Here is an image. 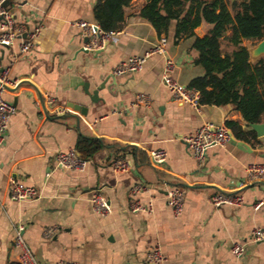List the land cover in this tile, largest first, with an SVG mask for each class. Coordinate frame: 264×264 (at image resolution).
<instances>
[{
  "label": "crops",
  "instance_id": "1",
  "mask_svg": "<svg viewBox=\"0 0 264 264\" xmlns=\"http://www.w3.org/2000/svg\"><path fill=\"white\" fill-rule=\"evenodd\" d=\"M94 3L7 1L16 24L38 29V34L26 54L18 51L24 36L0 46V69H7L2 96L15 108L0 141V264H18V230L41 264H146L145 254L155 245L164 255L162 264H264V241L249 240L252 229L264 228V180L250 181L246 172L252 164H264V135L254 131L259 143L251 144L231 134L245 147L230 137L209 147L204 163L197 164L185 138L202 124L230 119L243 129L250 125L232 103L195 109L171 98L161 82L165 57L174 63L172 77L184 85L202 75L203 68L193 62V37L175 43L173 21L159 36L138 15L145 0L131 1L123 28L99 53L80 51L85 35L74 22H95ZM209 27L202 21L196 35ZM163 36L164 54H151L140 71L114 74L121 60L144 53ZM260 41H241L252 62L264 56ZM86 83L89 91L104 84L96 102L84 93ZM139 93L148 97V106L136 102ZM55 106L64 109L57 112ZM79 135L101 139L104 146L83 170L56 167V152L74 148ZM151 149L166 152L159 168L149 163ZM119 157L131 163V170L111 168ZM12 180L32 186L38 195L11 200ZM137 184L143 190L134 193ZM173 188L182 197L178 214L166 200ZM93 191L106 199L107 214L93 208ZM221 191L241 197V203L214 206L209 198ZM134 202L144 209L130 211ZM236 241L245 246L240 257L230 250Z\"/></svg>",
  "mask_w": 264,
  "mask_h": 264
},
{
  "label": "trees",
  "instance_id": "2",
  "mask_svg": "<svg viewBox=\"0 0 264 264\" xmlns=\"http://www.w3.org/2000/svg\"><path fill=\"white\" fill-rule=\"evenodd\" d=\"M132 0H95L93 17L104 31H120L124 11ZM138 15L156 33L166 35L175 23L173 40L193 37V62L203 68L188 86L196 89L199 104L232 103L246 126L264 121V56L250 61L243 39L264 40V0H145ZM202 21L210 24L202 36L195 29ZM229 29V34L224 32ZM224 124L236 139L259 143L251 128L243 129L234 120ZM104 146L101 139L79 135L74 148L84 160L91 159ZM143 160V157H139Z\"/></svg>",
  "mask_w": 264,
  "mask_h": 264
},
{
  "label": "built area",
  "instance_id": "3",
  "mask_svg": "<svg viewBox=\"0 0 264 264\" xmlns=\"http://www.w3.org/2000/svg\"><path fill=\"white\" fill-rule=\"evenodd\" d=\"M8 0H0V46L6 47L12 45L16 38L24 36L18 46L20 54H26L33 46L34 38L38 34V29L27 31L24 26L16 24L14 16L11 10L7 7ZM74 25L78 27L82 33L89 39L82 46L84 49L93 52L101 49L104 43L107 42L118 31H102L98 24L95 22H88L85 20H78L74 22ZM166 39L161 37L156 45L146 50L140 55H131L121 60L114 68V74H122L126 72H137L143 67L145 60L153 53H165ZM174 63L171 58L165 57L161 72V82L169 90L170 96L174 101L187 103L198 109L199 94L198 91L188 85L177 82L172 77V70ZM7 69H1L0 71V141L7 127L9 116L14 112L15 108L11 102L5 100L2 96L5 90ZM52 102V101H50ZM136 102L141 103L144 106H148V97L139 93L136 96ZM39 106L40 103L37 102ZM64 109L62 106H55L54 110L61 112ZM231 137V131L225 124H216L212 122H206L198 127L194 132L185 138V141L190 149V153L195 159L197 164H203L209 147L225 144ZM150 165L154 168L161 167L166 162V152L163 149H151L147 152ZM88 160L82 159L75 148L60 149L56 152L54 162L56 167L65 170H83ZM111 168L116 172H127L131 170V163L126 158L119 157L111 162ZM247 177L250 181L264 180V164H252L246 169ZM134 193H138L143 190L142 185L137 184L132 188ZM9 198L13 201H20L25 199H31L38 195L37 190L32 186L26 185L20 181L12 180L9 190ZM181 193L179 190L173 188L167 191L166 200L174 212L178 214L181 209ZM90 201L94 209L101 214H107L110 211L109 204L106 199L97 191H93L90 194ZM210 203L216 207H220L224 204L239 205L241 203V197L225 192H217L209 198ZM151 201L146 203L147 210H151ZM140 209H144L138 202H134L130 206V211L135 212ZM249 240L251 242L264 241V228L255 227L251 230ZM14 244L19 250L18 264H41L34 257L24 239L19 232H16ZM231 253L240 257L243 255L245 246L243 242H233L231 244ZM164 262V255L158 245L152 247L146 252L144 257V263L146 264H162ZM52 264H77L74 261L69 260H57Z\"/></svg>",
  "mask_w": 264,
  "mask_h": 264
},
{
  "label": "water",
  "instance_id": "4",
  "mask_svg": "<svg viewBox=\"0 0 264 264\" xmlns=\"http://www.w3.org/2000/svg\"><path fill=\"white\" fill-rule=\"evenodd\" d=\"M88 39L89 38L87 36H85L83 42L86 43L88 41ZM107 44H108V42H105L103 47H105ZM101 49L95 50V51H93V53L97 54L100 52ZM80 51L85 52V53L90 52V51L84 49L83 47L80 49ZM258 51L264 52V40H261L260 43L258 44ZM0 71H1V69H0ZM86 85H87V83L84 84V93L88 96V98L91 101L96 102L99 99L97 96L98 90L104 88V84H99L98 86H95V88L91 91L88 90V85L87 86ZM4 87H6V86H4ZM250 127L256 132V134L258 136L264 135V122L252 123V124H250ZM231 140L233 142H236L233 139V137H231ZM236 143H238L239 146L245 147V145L242 144V142H236Z\"/></svg>",
  "mask_w": 264,
  "mask_h": 264
}]
</instances>
